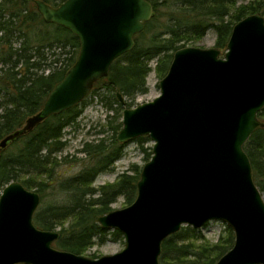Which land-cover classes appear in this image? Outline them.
Returning a JSON list of instances; mask_svg holds the SVG:
<instances>
[{
  "label": "water",
  "instance_id": "95a60500",
  "mask_svg": "<svg viewBox=\"0 0 264 264\" xmlns=\"http://www.w3.org/2000/svg\"><path fill=\"white\" fill-rule=\"evenodd\" d=\"M46 22L74 33L75 63L52 88L42 110L0 142L6 148L36 123L80 104L113 61L135 46L154 15L149 0H36ZM151 101L125 108L121 143L148 136L152 157L141 171L135 200L98 215L122 233L121 251L93 258L54 247L57 230L34 222L38 191L8 183L0 195V264H160L163 241L183 226L220 220L235 233L215 264H264V195L244 145L264 122V15L238 21L226 50L185 46L175 51ZM123 102V97L118 93Z\"/></svg>",
  "mask_w": 264,
  "mask_h": 264
},
{
  "label": "trees",
  "instance_id": "16d2710c",
  "mask_svg": "<svg viewBox=\"0 0 264 264\" xmlns=\"http://www.w3.org/2000/svg\"><path fill=\"white\" fill-rule=\"evenodd\" d=\"M43 1L57 6L65 0ZM149 1L154 6V15L145 29L135 35L134 48L113 61L109 74L95 82L90 93L103 89L99 95H103L107 108L114 112L111 118L117 122L111 125L114 131L111 143L105 138L97 143L85 142L81 152L87 154L90 165L60 184L68 192L67 201L39 207L34 215V222L41 229L60 227L61 236L55 244L63 250L83 253L109 237L123 239L120 231L103 228L96 217L112 210L111 204L120 196L129 204L135 200L141 169L133 166L132 174L123 173L116 182L98 190L92 184L99 173L111 169L123 155L125 144L117 140L122 127L119 120L125 108L136 105L138 95L148 92L147 76L152 70L149 62L157 59V70L164 77L175 51L198 41L209 29L214 28L217 33L215 46L226 50L238 21L257 12L264 15V0ZM68 47L73 48L74 54L64 58ZM79 47L78 37L69 29L44 20L36 0H0V142L42 110L49 92L75 63ZM118 93L125 102L120 101ZM85 106L86 98L77 106L36 123L11 142L13 149L0 147V190L18 180L28 189L37 187L43 198L49 183L34 177L52 176L54 154L66 145L62 140L64 130L77 122ZM259 117L264 121V108ZM134 140L147 151L148 136ZM244 149L252 164L254 181L264 194V126L253 132ZM148 156H152V151ZM225 232L217 243L211 244L198 229L183 226L163 241L160 264H215L235 242L230 226H226ZM198 240L202 243L196 244Z\"/></svg>",
  "mask_w": 264,
  "mask_h": 264
},
{
  "label": "rangeland",
  "instance_id": "374dc122",
  "mask_svg": "<svg viewBox=\"0 0 264 264\" xmlns=\"http://www.w3.org/2000/svg\"><path fill=\"white\" fill-rule=\"evenodd\" d=\"M247 1L249 0H245L242 3H246ZM161 11L166 12V9L161 8ZM216 38L217 33L214 28H211L198 41L190 43L187 46H199L204 48L213 47L215 46ZM57 50L60 51V48ZM66 50H69V52H67L66 55H63L62 57H72V55L74 54L73 48L68 47L65 49V52ZM221 51L222 53L225 52V50ZM157 62V59H153L149 62V65L152 68L147 76V85L149 89L147 93L140 94L136 97L135 106L140 103L151 101L155 97L160 95L161 90L159 82L163 77H161L160 73L157 70ZM102 90L103 89L99 90L98 93H94L92 95L90 94L86 98V106L84 107L77 122L74 125L65 128L62 140L65 141L66 145L64 150L54 154L56 161L53 166L52 176L49 178L48 175H35V179L47 180L49 183L46 189H44L43 191L44 196L43 198L41 196V201L38 208H46L50 204H61L67 201V199L69 198L68 192L62 190L60 184L64 179L72 178L78 175L81 171L85 170L88 165H90L89 157L87 156V154L81 152V149L84 147L85 142L97 143L101 138H105L108 143H111L112 136L114 134L113 129H111V125H115L117 120L115 118H111V116L114 115V112L110 111L107 108V105L105 104L107 101L105 99H102L103 95H99ZM1 100L2 98L0 96V102ZM123 102H125L124 97ZM1 111L2 109L0 104V113ZM122 117L119 120L120 122H122ZM110 122L112 123L110 124ZM124 144L125 147L123 150V155L112 165L111 169L103 171L97 175L95 181L92 184V187L96 190H98L102 185L112 184L116 182L119 176L123 173L132 174L133 166H138L142 171L144 164L151 159L152 156H148V152L152 151V147L154 144L151 139L147 143H145V148L147 149V151H145L142 146L135 140L128 141ZM8 147H11V149H13L12 143H10ZM30 190L37 191V187ZM1 193L2 190H0V195ZM127 205H129V203L126 202V198L124 196H120L114 203L111 204V208L112 210L119 209L126 207ZM69 223L70 220L66 221L67 225ZM226 226L228 225L220 220H212L206 223L203 227L198 228V232L203 234V236L206 238V241L210 242L211 244H215L220 240L222 236L226 235ZM59 229L60 227H57L55 230L59 231ZM201 243V240H198L196 242V244ZM53 245L54 247L58 248L55 242L53 243ZM124 246V237L123 239L118 240H114L109 237L104 242H97L88 247V249H86L83 253L79 254L98 258L105 254H112L121 251Z\"/></svg>",
  "mask_w": 264,
  "mask_h": 264
}]
</instances>
